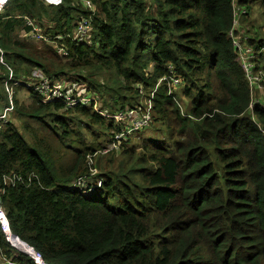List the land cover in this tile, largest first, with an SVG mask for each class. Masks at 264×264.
Here are the masks:
<instances>
[{
    "label": "trees",
    "instance_id": "16d2710c",
    "mask_svg": "<svg viewBox=\"0 0 264 264\" xmlns=\"http://www.w3.org/2000/svg\"><path fill=\"white\" fill-rule=\"evenodd\" d=\"M241 7L259 13L251 38L236 37L263 81L264 0H10L0 41L21 82L15 111L51 131L25 124L28 140L11 120L0 131L1 200L18 241L49 264H264V92L256 102L230 35ZM26 18L53 44L33 42ZM81 18L93 26L90 44L74 39ZM35 69L86 83L92 104L67 107L30 90L32 105L22 106ZM172 75L178 85L159 84ZM6 79L0 65L4 104ZM147 101L165 139L131 140L140 129L108 150L128 128L116 115ZM84 126L99 133L87 141ZM90 158L103 184L84 192L71 184L90 173ZM13 172L25 183L5 184ZM0 252L14 256L1 231Z\"/></svg>",
    "mask_w": 264,
    "mask_h": 264
},
{
    "label": "built area",
    "instance_id": "2783aa9c",
    "mask_svg": "<svg viewBox=\"0 0 264 264\" xmlns=\"http://www.w3.org/2000/svg\"><path fill=\"white\" fill-rule=\"evenodd\" d=\"M10 3V0H0V12L4 11L5 8ZM89 7H92L89 1L86 2ZM247 13L246 8H237L234 14L233 29L230 31V35L235 39V44L238 48L239 55L246 71V76L250 82L251 87H260L262 82V76L257 75L254 72V54L251 48L243 47L239 44L238 38L236 37V29L238 26V20L243 15ZM27 25L32 27L31 32L28 34L29 38L36 43L41 44V42H49L53 44L52 37L45 34L41 26L30 20L25 19ZM93 26L90 20L81 18L77 22V26L74 32V39L81 43H91ZM61 54H65L63 48L59 49ZM0 65L6 68L7 79L5 82V88L7 92V99L5 101L4 107L0 110V131L6 126V124L11 120L12 114L15 111V90L14 85H19L21 82L16 81L17 77L14 68L9 64L6 57L5 49L3 48L0 41ZM167 80L170 86H176L179 84L180 79L176 75L161 78L159 84ZM24 88L28 91L34 90L39 94L45 102L52 100L63 101L67 107H74L78 105L90 106L93 102V95L91 91L88 90L87 84L77 80L74 77L61 76V77H51L43 73L40 69L33 70L31 76L25 80ZM264 91L260 92L258 99L261 98ZM253 105V104H252ZM251 105V106H252ZM146 110L141 112V108H131L127 109L125 112H120L116 115L119 123H125L128 128L126 132L120 133L115 136V139L110 143L108 150L117 148L116 141H119L126 134L137 131L145 126H147L152 119V103L148 102L144 105ZM92 158H90L89 163L91 165ZM90 173L84 176H80L72 181L71 186L79 187L84 192L93 191L95 188H100L103 184L102 179L98 177V170L91 166ZM5 184L15 185L17 182L25 183V179L21 173L13 172L4 177ZM0 231L4 234L7 242L10 245L14 256L7 257L0 252V264H22L14 257L19 255L26 256L32 259L34 264H49L45 259L43 253L27 242L18 241L12 232V227L8 217V213L4 208L1 200L0 192Z\"/></svg>",
    "mask_w": 264,
    "mask_h": 264
},
{
    "label": "rangeland",
    "instance_id": "374dc122",
    "mask_svg": "<svg viewBox=\"0 0 264 264\" xmlns=\"http://www.w3.org/2000/svg\"><path fill=\"white\" fill-rule=\"evenodd\" d=\"M258 14H259L258 11H255V10H254L253 14L248 11L247 14H245L244 16L239 18V20H238V26H237L236 32L239 29L240 34L243 36V39L245 41L249 40L252 36L249 34V30L251 28V20H253V18L258 19L259 18L257 16ZM238 42H239V44L242 45L240 40ZM263 82H264V80L262 81V86H260V87L257 86L253 89L254 100H256L258 98V95L260 94V92L264 91ZM109 97L110 96H108L107 98H109ZM18 98H19V104H23L22 106L32 105V102H33L32 96L28 90L20 89L19 93H18ZM144 102H145L144 100L141 101L142 104H144ZM4 105H5L4 103L0 102V110L4 107ZM11 116H12L11 122L14 125H16V127L21 132H23L25 134V136L28 140H30V138H31V133L25 128V126H24L25 124L31 126V128L34 129V131L40 132L42 134H50L51 133L49 127L46 125V123L44 121H41L39 119H28V118L23 119V118H20L16 111ZM69 123H70V126L72 129L74 128L77 131H79V128H78V125L76 124V121L69 122ZM142 130L143 131H141V132L132 133L130 135V139L132 140V139L136 138L137 136H139L140 138L138 140L140 142H143L144 140H152L156 144H160V142L163 141L165 139V136H166V129H165L164 124H162V123H154V122L152 124L149 123L147 126L142 128ZM94 133H96V135H97L99 132L94 130V129L92 131H90V130H88V128L86 126H84V132H81L80 137L87 140V141H91L92 139L95 138ZM74 138H76V137H74ZM107 138L108 137H106V140H107ZM99 140H100V142H104L105 139L103 137H101ZM107 145L110 146V143H107ZM106 152H108V151H105L104 153H106ZM90 166H94V158L92 159ZM86 195H88V194H86Z\"/></svg>",
    "mask_w": 264,
    "mask_h": 264
}]
</instances>
